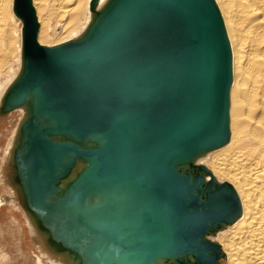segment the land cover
<instances>
[{
	"label": "water",
	"instance_id": "obj_1",
	"mask_svg": "<svg viewBox=\"0 0 264 264\" xmlns=\"http://www.w3.org/2000/svg\"><path fill=\"white\" fill-rule=\"evenodd\" d=\"M16 8L24 70L6 102L33 98L16 153L29 207L48 216L45 197L83 157L87 166L64 199L83 204L106 195L90 212V232L106 234L120 259L112 249L104 263L200 256L207 227L224 217L216 194L204 206L201 178L176 164L227 138L230 54L211 0H111L84 37L54 47L37 44L31 16ZM87 138L97 145L80 147Z\"/></svg>",
	"mask_w": 264,
	"mask_h": 264
},
{
	"label": "bare ground",
	"instance_id": "obj_2",
	"mask_svg": "<svg viewBox=\"0 0 264 264\" xmlns=\"http://www.w3.org/2000/svg\"><path fill=\"white\" fill-rule=\"evenodd\" d=\"M110 2L0 0V116L19 111L4 151L5 162L10 166L16 208L23 214L38 252L37 263L44 259L48 264H109L104 263L106 256L117 245L106 239V234L96 236L90 232V212L106 195L98 200L92 194L83 204L64 199L70 184L87 166L83 157L76 158L68 172L60 176L53 192L45 197L51 209L48 216L28 205L16 153L23 150V123L33 114V98L28 96L25 102L14 105L6 102L8 92L24 70V21L16 6L21 3L31 16L37 44L54 47L84 37ZM211 2L219 15L230 54L227 138L177 163L176 169L191 179L201 178L202 204L207 206L209 194L215 193L214 207L224 218L207 227L201 237L200 256L192 252L158 256L152 264H264V0ZM36 119L41 125L48 123L42 116ZM46 135L54 140L72 139L55 132ZM77 143L88 148L97 145L92 138ZM12 199V194L5 193L0 196V204ZM92 242L108 247L95 252L91 250L96 249ZM111 255L120 259L114 249Z\"/></svg>",
	"mask_w": 264,
	"mask_h": 264
},
{
	"label": "rangeland",
	"instance_id": "obj_3",
	"mask_svg": "<svg viewBox=\"0 0 264 264\" xmlns=\"http://www.w3.org/2000/svg\"><path fill=\"white\" fill-rule=\"evenodd\" d=\"M18 115L19 111L16 110L0 116V196L5 193L13 195L12 202L0 204V264H48L44 259L40 263L36 262L38 252L25 218L16 208V195L10 183V166L5 162L7 154L4 151Z\"/></svg>",
	"mask_w": 264,
	"mask_h": 264
},
{
	"label": "snow or ice",
	"instance_id": "obj_4",
	"mask_svg": "<svg viewBox=\"0 0 264 264\" xmlns=\"http://www.w3.org/2000/svg\"><path fill=\"white\" fill-rule=\"evenodd\" d=\"M101 2H103V0H101Z\"/></svg>",
	"mask_w": 264,
	"mask_h": 264
}]
</instances>
